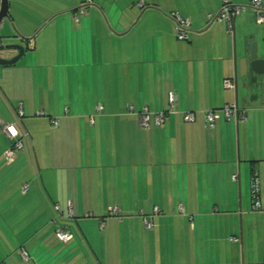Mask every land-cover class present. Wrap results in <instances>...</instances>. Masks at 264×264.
I'll return each instance as SVG.
<instances>
[{
    "label": "crops",
    "instance_id": "0c3cea01",
    "mask_svg": "<svg viewBox=\"0 0 264 264\" xmlns=\"http://www.w3.org/2000/svg\"><path fill=\"white\" fill-rule=\"evenodd\" d=\"M111 1L8 0L0 58L24 52L0 65V264H264V103L205 119L234 103L224 81L264 70L248 50L264 23L250 0H228L244 8L231 30L210 18L223 0H144L127 17ZM143 107L145 127L127 109ZM4 123L22 144L11 162Z\"/></svg>",
    "mask_w": 264,
    "mask_h": 264
},
{
    "label": "built area",
    "instance_id": "2783aa9c",
    "mask_svg": "<svg viewBox=\"0 0 264 264\" xmlns=\"http://www.w3.org/2000/svg\"><path fill=\"white\" fill-rule=\"evenodd\" d=\"M251 2V7L255 10L256 13V22L257 23H264V8L262 6L261 0H250ZM0 5H1V0H0ZM144 4H139L140 7H142ZM244 10L243 7L241 6H235L231 4L228 0H223V6L221 7L219 13H217L214 16H211V19H216V18H223L225 19V22L228 26V28L231 30L232 28V16L237 14L239 11ZM175 17V31L176 35L179 38H184L186 37V30L188 29V26H190V21L188 18H182L180 15L176 14ZM225 87H233V84H231L230 81H224ZM175 100L176 96L173 92H169L168 94V110L173 111L174 110V105H175ZM98 108H101V105L98 104ZM129 112H131L132 108H127ZM42 112H40L41 114ZM223 117L228 118L229 116H238V115H243L241 109L237 108V106L234 103H228L223 106L222 109ZM21 114V113H20ZM217 118V114L214 113L213 111H208L206 112V119L208 121L209 126H213V121ZM137 122L139 126L145 127L149 125V119L150 115L149 113L144 110L141 114L137 115ZM154 123L157 125L159 124L163 119H164V112H158L154 115L153 117ZM183 119L186 122H190L194 120V113L193 112H186L183 115ZM55 123V121H53ZM3 130L5 134L12 139V143L10 147H8L4 153V159L6 162H11V160L15 156V152L19 150L22 147L21 141L19 139V134L17 129L12 123H4L3 124ZM232 178H235V175H232ZM252 192L255 193L256 191V183H252ZM28 190V185L24 184L22 186V191L26 192ZM255 208H260V204L258 201L254 200L253 203ZM157 208H154L153 212L156 213ZM114 214L117 213L116 209L113 208L112 211ZM143 223L146 227H150L152 225V220L151 219H143ZM55 234L59 238V240L62 241H67L70 238V235L62 228L56 227L55 228ZM21 255L23 258H26V252L24 250L21 251Z\"/></svg>",
    "mask_w": 264,
    "mask_h": 264
},
{
    "label": "water",
    "instance_id": "95a60500",
    "mask_svg": "<svg viewBox=\"0 0 264 264\" xmlns=\"http://www.w3.org/2000/svg\"><path fill=\"white\" fill-rule=\"evenodd\" d=\"M8 0H1L0 5V21L3 17L7 16ZM253 40L249 46V55L256 57L262 55L264 61V32L261 34H252ZM4 46L0 45V49ZM7 47H14L18 54L12 58L4 59L0 58V65L15 63L23 54L24 48L22 45H7ZM233 91H234V104L237 108L245 109L252 102L260 104L264 103V70L255 71L252 68L240 72L234 73L233 76Z\"/></svg>",
    "mask_w": 264,
    "mask_h": 264
},
{
    "label": "trees",
    "instance_id": "16d2710c",
    "mask_svg": "<svg viewBox=\"0 0 264 264\" xmlns=\"http://www.w3.org/2000/svg\"><path fill=\"white\" fill-rule=\"evenodd\" d=\"M143 7V6H142ZM141 7V8H142ZM175 13L176 14H178V15H180L178 12H175V11H171L170 12V17L173 19V22H174V25H175V27H176V24H175V17H176V15H175ZM181 16V15H180ZM182 17V16H181ZM182 18H186V17H182ZM167 101H168V99H167ZM175 103H176V100H175ZM228 104V103H227ZM225 105V104H224ZM223 105V106H224ZM223 106L221 107V108H219V109H217V110H208V111H213L214 113H216L217 114V118L218 117H222L224 120H227V121H236V122H238L240 119H243V118H245V111L243 110V109H241V111L243 112L242 114L243 115H238V116H233V115H231V116H229L228 118H225V117H223V113H222V109H223ZM240 109V108H239ZM125 110H127V109H125ZM144 110H146L147 112H148V109H147V107H143V108H141V110H139L138 112H134L133 110H131V114L132 115H134V117L135 116H137V115H139V114H141L142 112H144ZM128 111V110H127ZM176 111V107H175V105H174V110L173 111H169L168 110V104H167V108L165 109V111H161V112H164V119L159 123V124H157V125H160L162 122H164L165 120H166V118H167V116H168V114L169 113H174ZM207 111V112H208ZM186 112H191V111H185V112H182V119H183V115L186 113ZM156 113H158V112H156ZM156 113H153L154 115L156 114ZM154 117V116H153ZM217 118H215V120L213 121V125H214V123H215V121H216V119ZM205 119H206V113H205ZM184 120V119H183ZM185 121V120H184ZM206 124H208V121H207V119H206ZM256 180H254L252 183H254ZM59 210H57V212H58ZM110 212V211H109ZM110 213H112L113 215H115L113 212H110ZM153 213V216L154 215H156L157 213H158V210L156 211V213H154V212H152ZM151 219L152 220V214H150V215H148V216H146V215H144V217H143V219ZM142 219V220H143ZM142 224H143V226L145 227V228H151L152 226H153V220H152V225L150 226V227H146L145 225H144V223L142 222ZM56 227H60V228H62V229H64L69 235H70V238L68 239V240H70L71 239V237H72V234L70 233V232H68V230H67V228L64 226V225H58V224H56L55 223V227H54V235H55V237H56V239L57 240H59V238L56 236V234H55V228ZM67 240V241H68ZM59 241H61V242H67V241H62V240H59ZM23 250V249H22ZM25 252H26V258H27V255H28V252L26 251V250H24Z\"/></svg>",
    "mask_w": 264,
    "mask_h": 264
},
{
    "label": "rangeland",
    "instance_id": "374dc122",
    "mask_svg": "<svg viewBox=\"0 0 264 264\" xmlns=\"http://www.w3.org/2000/svg\"><path fill=\"white\" fill-rule=\"evenodd\" d=\"M109 1H111V0H109ZM144 2L146 3V1H144V0H117V2L115 3V6L119 9L118 12L122 11V14H124L125 17H127V16H129L130 12L133 13L134 11L138 10L137 5L139 6V4L140 5L144 4ZM129 3L130 4L134 3V4H133V6H131Z\"/></svg>",
    "mask_w": 264,
    "mask_h": 264
}]
</instances>
